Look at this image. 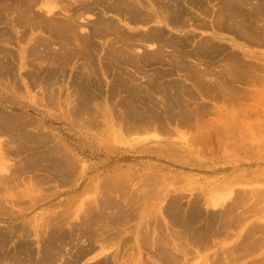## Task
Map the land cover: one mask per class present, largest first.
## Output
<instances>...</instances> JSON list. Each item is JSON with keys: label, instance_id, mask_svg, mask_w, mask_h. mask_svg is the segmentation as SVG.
<instances>
[{"label": "rangeland", "instance_id": "obj_1", "mask_svg": "<svg viewBox=\"0 0 264 264\" xmlns=\"http://www.w3.org/2000/svg\"><path fill=\"white\" fill-rule=\"evenodd\" d=\"M152 1L151 0H0V31L1 29H5V27H7V24H5V22L8 23L11 22L12 20L16 22L17 19L19 20V18H21L22 16L20 15V13L22 14L23 10H25L26 12L23 11L25 14L23 13L22 17L26 19V22L29 17H30L29 21L33 20L32 22H35L36 18L38 19L41 17L45 19L44 21H46V19L50 20V23H52L51 21L52 18H54V21H56L55 19L59 18L60 20L58 19L57 21H61V23L66 21L65 23H69L72 14L75 13L77 17L76 18L74 16L76 18L75 21L77 20L76 21L77 29L75 30V33L77 34L70 35L69 33L71 38L74 40H71L72 42L68 44L69 46L66 45L67 47L66 46L62 47V45L56 41L57 38L54 37L51 26L47 25L50 24L48 23L49 21L43 22L42 24L40 23L41 25L29 23V22H28L29 24L28 23H24L23 25L19 24L15 28L16 35L18 36H15V38L13 37V40H11L12 42L10 43L8 42V40L6 39L3 40L2 37L0 38V40L2 39L0 41V47L3 49L6 48L4 49V51L6 50L9 51L10 49V51L15 53V56H18L15 57V60L16 59L19 60V61L17 60L18 62L12 60V65L15 64L16 66L12 69L13 72L11 71L8 76H6V74L3 75L0 73V111L14 118L23 117L24 119H30L28 123L29 125H27V129H26L27 132L35 137L40 136V137L48 138L46 142L37 141L38 144L40 143V146L37 145L28 148L30 154L34 152L31 154L32 159L33 158L35 159L36 157L35 160H38L42 158L43 155L47 157L49 154L57 155L53 153V151H55V148H58L60 146L63 152H65V154L67 152V155L70 157V159L75 160V162L77 163V169L76 171L71 172V177L69 180H67L68 182L66 180L64 181L60 180V178H57V176L56 177L53 176L51 172H47L48 170L46 171L37 170L38 172L35 170L34 172L30 173V175L31 174L34 175L36 173L34 177L32 175L30 176L29 173L28 174L22 173L20 176L18 169H20L19 167H21V165L25 166L26 164V159H27L26 151H23L20 154L10 153L8 148L17 149V145L15 143H12L11 141L13 135H10L11 133L8 134L0 133V175L2 176L4 174L3 169L7 167H8L7 168L8 174H10V171L15 173L13 174L14 178L10 179L9 183L7 182L8 183L7 185L9 187L6 185V182L3 184L2 182L4 181L0 179L1 181L0 188L2 187L5 188V189L2 188L0 191L1 192L0 193V236L4 232L9 237L3 246L6 249L0 247V249H4L2 253L13 254L15 248L22 249L25 246L30 250V252L32 251L33 261H35V263H39L42 258L43 251L44 249H46L44 247H47V244L51 236L53 235L52 233L56 232L54 231L55 229L54 226L52 227L51 225H49L47 221L53 220V218H55L56 216H60L61 213H62L61 215H63L65 212L66 214L68 213V217H70V219L69 222L65 225L64 230L67 233H69L71 229H74L75 227L76 228L79 227L78 225L80 223L79 214L81 213L82 215L84 208L86 206H89L91 202H93L94 204L95 200L98 197L100 199L103 198L100 189L98 190V187L100 186L98 183L105 182L104 181L105 178L108 179V177H113L115 175L117 176L118 179L122 175L118 181H122L126 185V187H128L129 185L131 186V189L130 186L128 187L130 189V194L126 198L128 199L130 196H132V194H134L133 192L134 190L137 191L136 188L137 184L139 186L141 183H144L146 180H149L150 179L149 177L152 174V178L155 179L158 178V176H160L158 178L160 182H159V186L157 187V192H155L154 194L153 197L154 199L151 200V202H153L154 204L151 203L149 211L144 209H140L141 211L138 210L141 213V215L137 211L139 217L137 216V218H135V220L131 222V225L135 224L133 225L135 227H132L130 225V227H128L127 229L125 227L126 231L121 230L122 233L125 232L126 234V232L128 231V233L130 234L129 235L127 233L125 237L126 236L132 237L133 234L131 235L130 231L134 233L133 235L134 237L133 239L131 238L132 241H130L132 243L125 248L121 247L122 245L120 242L121 240L118 239H112L111 241H108L104 245L100 243H95L93 244L92 250H90V252L88 251L87 254H85L80 258L78 264H95L97 262L105 260L107 257L108 258L114 257L116 252L119 251L122 252V250H123L122 254L125 253V256L123 258L121 257L120 263L117 264H125V261L129 258H131V260L132 259L137 260L136 264H139L138 262L140 259L142 260V262H146L147 258L151 262H153L154 260H158L153 255L154 249H152L153 251L151 250L152 252L148 248L145 249L146 248L145 246L139 249L140 244L137 243L136 238L137 235L143 233V231L140 232V229L145 228V226L143 225L145 221L150 219L151 215L156 214L159 215V217L163 216L162 207H164L166 203L169 201V199L171 200V198L174 199L179 198V200L183 203V205L186 206H189V204L194 203L196 200H200L202 208L205 209L203 211L208 212L209 214L211 213L210 216L215 214L220 215L225 213L228 206L229 208L237 207L236 212L238 214L247 212L245 214H247L248 216V218L245 221H243L244 223L239 224L238 225L239 227H236V229L230 231L231 232L230 239H227L226 236L222 238L214 237V240L217 239V241L213 242L212 245H209L205 249L204 248L195 249V251H193L195 254L193 253L191 255H185L183 256V258L181 257V264H212L219 259L220 255L222 262L224 261V263L221 264H252V263L254 264L255 262L258 263L260 262V264L262 262L264 263V240H263L264 236H262L264 233L263 231H259L258 233H256L254 237V240L256 239L255 241L259 240L261 246L263 245L262 247L260 246L258 250H256L257 252L243 255V257L239 256V260L236 261L234 260L233 262H231L233 259H231V257L229 258L228 256V254H230L229 251L233 249V246L240 243V241L242 240V236L240 234L243 235V233H245V231L250 227L262 226V225L264 226V199L262 200L264 196H262L261 193L260 196L259 194H257L261 190H263L264 193V158H263L264 157V108H263L264 96H262L263 98L260 99L258 98L257 100L255 99V97H253V99L252 97L250 99L248 98L249 102L247 104L249 106L248 105L246 106L248 109L245 107L246 105L245 103H244L245 105L242 107L246 109H242V107L235 108L234 106L232 108V105L229 107L228 105L229 103L223 104L224 99L221 98L218 99L219 101L217 99H212V97L211 98L207 97L204 100L199 99L198 102H204L205 105L207 104L206 107L209 109L208 120L212 123L214 122V124L212 125H217L218 127V123L221 122L219 125L223 126L222 122L225 120L228 121V118L230 117L229 119L232 118L236 121L237 125H234V129L238 128V130H233V133H231V135L232 134L233 135L230 136L234 138L235 141L232 138L230 139L228 135H226L227 138H225V135L223 136L222 134H220L221 137L220 139H217V137L214 135L215 140L213 139V142L210 143L207 142L208 144L205 142L206 145L204 143H200L199 147L196 148L192 146H187L188 144L183 142L182 139L181 140L179 139L181 136L194 137L195 132L190 131L187 128L179 127L177 124L174 123L167 124L166 126L168 128L170 127L168 130L171 129L170 131L171 133L164 134L159 129L156 130L154 128L151 129L149 128V130L148 129L137 130L131 133L127 132L126 134L125 132H123L124 130H122L123 127H120L121 131H118L115 134H113L115 137H111V139H107L102 136V132L100 131L97 132L98 130L96 129H88L86 127H83L81 123L82 120L83 122H85L84 117L82 116L76 117L75 115L70 114L71 110L69 109H71L73 107V104L76 102L75 99L76 96H72L71 99L69 100L68 93H71V91L74 90V87L76 86L78 80H80L79 76H81L83 73L84 75L82 76H84V78H86V76L90 74L93 81H95V83L99 82V85L101 86L98 87L99 85L97 86V84H95L97 87H95L96 92L95 91L94 92L97 93V96H99L97 98V101L98 100L99 101L95 102L94 105L95 108L97 107V109L98 108L105 109L106 106H109L110 110L112 109L111 112L113 113L115 112L116 114H119V112L122 111L119 101L122 98H125L126 96L124 92L120 93V95L119 94H113L114 96L112 95L113 91H115V93L119 92L118 89H115L116 86L114 87L116 81L114 77L115 75H112V72L114 71L115 72L114 74H116L117 77L119 74H121L119 72L120 71L123 72L122 69L125 67L123 73H126L128 71L129 75L127 77L132 76L130 78H133L135 76L136 67L134 68L130 65L124 67L117 66V64L114 62L115 60L114 54L115 55L119 54V56L121 55V57L131 55L130 59H135L136 57L135 59L136 62H137V58L141 57L142 59H144L146 57L145 55L147 54L150 55V53L152 55V53L154 54L156 50L159 49H163L162 50L164 51L163 53H166L168 55L169 53H171L172 47L164 46L163 42H169L170 39H174V38L175 40L182 39L185 42H187V48L185 47L184 49L187 51L193 49L195 45L198 44L201 45L202 43L205 44V42L208 40H212L215 42L217 41L216 43L221 44L222 47L225 48L224 51H222L223 53L221 54L219 52L211 53L212 57H210V60H213L212 61L213 63H211V61L209 60L210 61L209 64L211 66L214 65L215 67L213 66V68L218 69V67L221 66V62L222 64H224L223 63L224 59L225 58L227 59L226 55L230 56L232 54L238 55L240 59H242L240 61L243 63L252 62L258 65L261 64L260 66L264 68V61H262V59L264 58V45L258 43V41H256L255 38L251 36V38L253 39L252 41V39L249 38L248 36V35H252L253 34L252 31H253L255 32L253 35L254 37H256L260 35L261 32L259 31H261V29L264 28V25L262 28H259V26L261 27L262 24H264V14H263L264 11L261 14H259L261 15V17H259L258 14H252L251 11L248 10L249 7H255L254 5L259 4L260 2L259 0H247L248 2L246 3L247 5L246 4H245L246 6L242 5L245 6L244 12L246 16L247 13H248V17L250 16L249 18H247V20L249 19L250 21L247 22L250 24L251 33L248 32L250 34L248 35L246 34V37L245 35L244 37L243 35L239 36V34H237V31H233L229 27V24H232V21H230L231 23L228 22L227 24L228 29L227 28L220 29L217 26L215 28L212 27V25L215 22H217V20L219 19L218 14H220L219 11H221L219 9L223 6L222 0H195V1L175 0L176 2L174 0H159L157 2L159 4L155 3L156 0H154L153 3L154 5L155 4L157 5V6L155 5L156 7H154ZM166 2L167 4L169 3L172 5V6L170 5V9L172 7V11H173L171 12L172 15L175 14L174 11L176 12V14L178 13L177 11L179 7L180 9L183 7V9H181V12H183L181 13V15H183V17L180 18L181 19L180 25L177 24L175 26L174 25L172 26L171 24H169V22L167 23L165 20L162 21V19L160 18H159L160 21L158 22V18L156 17L155 13L160 16L162 15L166 17L171 16V14H169L166 11V10L169 11V8L168 9L166 8V10L165 8L162 9L163 7L166 6L169 7L166 4ZM12 3L14 5V7H12V10L11 8L5 9L7 5H12ZM151 4L153 5V7L151 6ZM26 5L28 6V9L26 8ZM175 5H177V7ZM108 6L110 8H108ZM151 8H153L154 10ZM160 9L162 11H160ZM134 11L135 13L138 11L139 14L136 13L137 16L139 15L138 17L135 16L136 14L134 15ZM248 11L252 15H250ZM132 15H134L140 21H138L136 18L133 19L134 17ZM18 16L20 17L18 18ZM34 17L36 18L33 19ZM108 19L110 21H108ZM101 22L104 23L110 22V24L112 23L114 24H112L113 26L111 25V27L109 28L107 26H102L104 23L101 25ZM98 23H99V27H98ZM34 27L35 29H32ZM24 28L26 29L25 31H27L28 29L27 33L29 34L30 37L31 36L32 38L37 37L36 39H41L44 42L46 41L49 42V44H51L52 46L51 47L52 51L55 52L57 51L63 52L64 50L71 51L70 54L72 55L71 58H68L67 62L65 59L60 60V63L58 64L59 66L58 65L56 66L54 64H51L52 63L51 61L50 63L47 62L46 59L45 60L47 63L44 61V63L42 64L43 61H40L39 59H34V56L30 54L32 56L30 55L25 56L28 58H24V60H26L27 62L25 63L26 65L24 64L23 66L22 63H20L22 49L23 47L24 48L29 47L27 42L19 41L20 39L19 36L21 35V33L24 32ZM100 29L102 33L100 32L99 34L97 31ZM103 31L106 32L104 33ZM128 34L132 36H129ZM147 34L150 35V37L152 35L154 36L155 34L157 36L162 35L163 36L161 38L162 42L158 41V42L146 43V41L141 42L137 40L140 39V37H138L139 35L149 37ZM88 35H90L91 38V43L89 47L85 46V44L83 43V40L87 38ZM190 37L192 38V40H190ZM214 37H216V40ZM75 38H78V40L77 39L75 40ZM250 39L251 41H249ZM129 40L130 43L128 42ZM126 41L129 43V45H126L128 49L125 46V44H123V43L127 44ZM137 41L140 44H138ZM33 43L34 41L32 42V44ZM80 44L82 45L83 48L80 46ZM60 47L64 49H61ZM40 48L42 49L43 46H40ZM124 48L127 50H125ZM121 51L122 52L124 51L123 53L129 51V53L128 52H126L125 54L122 53L123 54L122 55ZM249 53L252 54V56H255L256 54V57H254V59L251 58ZM143 54L145 57L143 56ZM90 55L93 58H90ZM149 55H147V57ZM7 56L10 55H6V57ZM132 56H134V58H131ZM10 58L8 60H11ZM146 58L139 65L141 67L140 69H138L140 70L139 71L140 74L136 73V75L139 74L141 76L140 77L135 76L138 77L136 78L137 81L135 80V82L141 84V85H137L136 83L137 87L139 86L140 88V86H143L142 89L147 87L149 83L150 74H152L154 70L159 71L160 69L162 72L163 70L165 71L166 68L170 67L169 65L166 64L163 65L161 63L157 64L156 62L153 63V66H151L152 64L145 65L144 63H147ZM191 61L193 60L192 59L187 60V62L190 64L195 63V61H193L194 63ZM109 65L111 67H113L112 65H115L111 69L112 71L111 70L108 71L107 68H105L106 66ZM156 65L159 67V69L156 68L157 67ZM93 67L97 72L96 75L95 73H93ZM148 68L150 70L152 69L153 70L150 71ZM220 68H222V66ZM46 69L47 70L49 69L50 71L51 69H53L59 72V78H57L58 79L57 82L59 80L60 81L58 83L56 82V84L53 85L52 87L46 86L47 85L46 84L47 82L45 80L46 78L43 75L44 72L42 71V70L47 71ZM142 69H144V71ZM62 70L63 71L65 70L64 71L65 73L63 72L64 75H62ZM147 71L148 73H146ZM144 72L146 73V75ZM181 75L182 74L179 73L177 74L176 72L174 76L172 75L171 77L175 78L176 81L180 79L181 81L179 80V82H182L183 84H185V86L187 84L186 87L190 88L192 86L193 88V85L190 83V81L187 82L185 80V76L184 75L181 76ZM123 76L125 77L124 74ZM127 77H125L126 80L130 79ZM171 77L170 78L168 77V79H172ZM15 83H17L16 86L18 88L16 90L18 91H16L13 88V85ZM18 84L21 86H19ZM239 86L240 83H237V88L240 89L244 87L243 84L240 87ZM258 88L260 87L250 85L249 89L251 91L253 90V92H255L256 90L257 92ZM8 90L9 91L11 90V93L14 91L13 92L15 93L14 98L8 97L11 95L9 93L7 94V92H9ZM259 91L260 90L258 89V92ZM108 97L110 98V100ZM219 97H221V95ZM10 98L13 100H11ZM71 101L72 102L75 101V102L72 103ZM258 109L261 110L259 111ZM224 114L226 118H224L225 117ZM241 124L244 126H241ZM210 129L211 128H208L206 130H210ZM235 131H237V133ZM16 133L17 132H14V134ZM17 135L18 134H16V137ZM210 136L211 135H208L207 137ZM119 137L120 138L123 137V138L118 139ZM238 138L243 139V140L241 139L242 141H240L241 144L238 141L239 140ZM226 139H229L228 142L225 141ZM221 140H224L223 141L224 144L221 143L222 142ZM232 140L233 143L234 142L236 143L235 144L231 143ZM169 141L178 143V145L179 143H181L182 145L181 144L180 145L183 146L181 147L182 150H179L177 152H179L178 154H183L185 150L186 155L184 156L173 155L174 153L177 154V152L174 153L171 152L173 150V147L170 148L171 145L169 147V144L171 143ZM165 143H167L168 146ZM226 143L228 144L231 143L230 147H228ZM60 144H62L63 146H61ZM145 145L146 147H144ZM51 149L52 151H50ZM188 150L191 151L189 155H188ZM39 153L42 155H40ZM38 155L40 156L37 159ZM236 158L240 161L239 163L235 161ZM7 173L6 175H8ZM115 176L110 179H115ZM41 178H44V180H40ZM123 178L125 180H123ZM40 181L42 183H39ZM43 181L44 182L46 181L45 182L46 184L45 183L43 184ZM1 184L4 186H1ZM32 184H34L35 186ZM10 185L11 187H13V189L12 188L10 189ZM211 188H213L215 191L212 194L207 193ZM31 190H34L36 194L34 195L29 194ZM215 193H217L218 198H220L219 204L217 205H214V202L213 203L211 202V204L209 202L215 197L214 196L216 195ZM239 194L241 195L239 196ZM40 195L42 197H40ZM155 195L159 196V198L158 197L155 198ZM257 195L258 198L259 197L261 198L260 202H258V199H256ZM33 197L36 198L33 200L32 199ZM114 197L116 200H119L120 202L127 204L125 198L119 197V194L114 195ZM99 198L98 200H100ZM255 200L260 204L255 203L257 204L255 205L254 204V202H256ZM93 204H91L90 206H92ZM236 204L238 205L240 204L239 207ZM255 207L257 208L259 207L260 210H255ZM250 209L252 211H250ZM253 209L255 211H253ZM161 220H163L164 224L168 222L167 219H161ZM16 224L19 227L25 226L26 228L24 230L18 229L15 232L13 228L16 226ZM140 225H142L143 227L141 228ZM112 227L113 226H109L108 229L110 231H113V229L112 230L110 229ZM118 228L120 230L121 227ZM118 228H114V230ZM138 230L140 232L139 234L137 233ZM24 231L26 232V234ZM80 239L82 241L71 240V242H69L70 238L69 237L67 238L69 245L65 247L64 250L65 257L63 258V260L71 259L72 256L75 255L77 251V248L75 246L76 244H80V245L82 244V246L84 244L87 247L88 241L84 240V238H80ZM21 245L23 246L21 247ZM63 246H65V244ZM27 248L26 251L28 250ZM128 249H129V253L126 254V250L128 251ZM136 249H139V251L137 250L138 252L137 251L134 252V250ZM140 250H142L141 253ZM133 252L135 253V255ZM24 254L25 253H21L19 257H23V256L25 257ZM129 255H131V257H129ZM140 255L142 256L140 257ZM261 257H263L262 259L263 261L261 260ZM229 259L231 261H229ZM60 260H58L59 264H63L64 261L62 259ZM13 262H11V260L9 259L7 260V258L3 259L0 257V264H8V263L16 264ZM158 264H163V263H161L158 260Z\"/></svg>", "mask_w": 264, "mask_h": 264}, {"label": "bare ground", "instance_id": "obj_2", "mask_svg": "<svg viewBox=\"0 0 264 264\" xmlns=\"http://www.w3.org/2000/svg\"><path fill=\"white\" fill-rule=\"evenodd\" d=\"M153 1H152V3H153ZM158 1L159 0H156L155 3H157ZM191 1H193V0H191ZM259 1H260L259 4L254 5L255 7H249L248 8V10H250L252 14H258L259 15L264 11V0H259ZM13 3H12V5H7L5 7V9L11 8V10H12V7H14ZM141 3H143V2H141ZM161 3H163V2H161ZM222 3H223V6L219 9L221 11H219L220 14H218L219 19L217 20V22H215L212 25V27L215 28L217 26L220 29H223V28L228 29L227 24H228V22L232 21V24H229V27L233 31H237V34H239V36L243 35V37H244V35H245V37H246V34L247 35L250 34L251 33L250 32V24L247 22V21H250L249 19L247 20V18H249L250 16L248 17V13L246 16V14L244 12L245 11L244 7L247 5L246 3H248L247 0H222ZM256 3H258V2H256ZM157 4H159V3H157ZM163 4H165V3H163ZM166 4H167V2H166ZM171 4H172V1H171ZM171 4H169V3L167 4L169 7H167V6L163 7V8L161 7L162 9L165 8V10H166V8L167 9L169 8V11L168 10H166V11L169 14H171V16H167L168 17L167 18L164 15H162L164 17H162L156 13H155V15L158 18V22L160 21V19H162V21L165 20L167 23L169 22V24H171L172 26L173 25L175 26L177 24L180 25V22H181L180 18L183 17V15H181V13H183V12H181V9H183V7L181 9L179 7L178 11L176 10L178 13L176 14V12L174 11L175 14L172 15V13H171V12H173L172 7L170 9ZM27 5H29V4H27ZM27 5H26V8L28 9ZM153 5H154V3H153ZM153 5L151 4L152 7H153ZM155 5H154V7L157 6V5L156 6ZM177 5H178V3H177ZM177 5H175V6L177 7ZM242 5H245V6H242ZM108 8H110V7L108 6ZM116 9H118V8H116ZM151 9H153V8H151ZM184 10H185V8H184ZM23 11H25V10H23ZM23 11H22V14L20 13V15H22V16L24 13ZM160 11H162V10L160 9ZM136 13H138V11ZM136 13L134 11V15ZM251 13H250V15H252ZM134 15H132L134 17L133 19L136 18L135 16H137V14L135 16ZM22 16H21V18H19L20 16H18L19 20L16 18L17 19L16 22H14L13 20L11 22L7 21L8 23L5 22V24H7V27H5V29H1L0 38L2 37L3 40L4 39L8 40L9 43L12 42L11 40H13V37L15 38V36H18V35H16V32H15L16 29L15 28L19 24L23 25L24 23H28V22L34 23V24H40V23L42 24L43 22H47V21H49L48 23H50V20L46 19V21H44L45 19L41 18V17L38 19L36 17H34L33 19L36 18L35 22H32L33 20L29 21L30 17L29 18L27 17L28 20L26 22V19L23 18ZM74 16L76 17L75 13L71 15L69 23H65L66 22L65 20H64L65 22H62V23H61V21H57L59 18L55 19L57 21L56 22V21H54V18L51 17L52 23L47 24V25L51 26V29L53 30V35H54V37L57 38L56 41L58 43H60L62 45V47L63 46L65 47L66 45L70 44V42H72L71 40H74L71 38L70 35H76L77 34V33H75V30L77 29V22H76L77 20L75 21V19L77 17L75 18ZM25 17H26V15H25ZM259 17H261V15H259ZM137 20L140 21L139 19H137ZM108 21H110V20L108 19ZM104 22H101V25ZM112 24H114V23H112ZM112 24H110V22H106L102 26H107L110 28ZM263 25L264 24H262L261 27L259 26V28H262ZM24 27H25V25H24ZM36 27H37V25H36ZM98 27H99V23H98ZM100 28H102V27H100ZM251 28H252V26H251ZM254 28H255V26H254ZM32 29H35V27ZM257 29H258V27H257ZM262 29L264 30V28H262ZM262 29H261V31H259V32H261L260 35H258L259 37L256 36L257 34L255 35L257 38L254 37L253 34L255 32H253V31H252L253 34L248 35V36H249V38H251V36H252L253 38H255L256 41H258V43L264 45V38H263L264 31ZM25 30L26 29L24 28V32L21 33V35L19 36L20 37L19 41H25L29 45V47H25V48L23 47L21 58L19 56V58L21 59L20 63H22L23 66L27 62L26 60H24V58H28L25 56L30 55V54H32L34 56V59H39L40 61H43L42 64L44 63V61L46 62V60H47V62L50 63V61H51L52 62L51 64H54L56 66L60 63V60L65 59L67 62V59L71 58V56H72V55H70L71 51H68V50H67L68 52L65 50L63 52L52 51L51 50L52 46H51V44H49V42H47V41L44 42L41 39H36L37 37L36 38H32V36L30 37L29 34L27 33L28 29H27V31H25ZM103 30H105V29H103ZM97 32L99 34H100V32L102 33L101 29L98 30ZM248 32H250V33H248ZM69 33H70V35H69ZM256 33H258V32H256ZM90 35H92V34H90ZM90 35H88L89 37L87 36V38H85L83 40V43L87 47H89V45L91 43ZM159 35H160V33H159ZM159 35L157 36L155 34L154 36L152 35L151 37H150V35H148L149 37L139 35L138 37H140V39H137V40H139L141 42L146 41V43L147 42H158V41L162 42L161 38L163 36L162 35L159 36ZM129 36H132V35H129ZM94 37H95V35H94ZM216 37H214L215 40H216ZM249 38H246V39H249ZM76 39L78 40V38H75V40ZM128 39H130V38H128ZM251 39L249 41H251ZM190 40H192L191 37H190ZM255 40H254V42H255ZM33 41H34V43L32 44ZM252 41H253V39H252ZM128 42L130 43V40ZM128 42H127V44L126 43H123V44H125V46L129 45ZM216 42L212 41V40H208L205 42V44L202 43L201 45H199V44L195 45L193 49L187 51V50H184L185 47L187 48V42H185L182 39L181 40H179V39L175 40V38H174V39H170L169 42H163L164 46L172 47L171 53H169L168 55L166 53H163L164 52V51H162L163 49L156 50V52L154 54L152 53V55H151V53H150V55L147 54V55H149L148 57H147V55H145L147 58L143 54V56L147 60V63L143 62L145 65H151L152 64L151 66H153V63L156 62L157 64L161 63L163 65L166 64V65L170 66L169 68H166L165 71L163 70L164 72L163 71L161 72V70L159 69V67L157 65H156L157 67L154 66V67L158 68L159 71L154 70V72H152V74H150L151 72L149 73L150 74L149 83H148L147 87H145L144 89H142L143 86H140V88H139V86L137 87V85H141V84H138L137 82H135L136 78H138L135 76H139V77L141 76V75H139L140 70H138V69L141 68L139 65L143 60H145V58L142 59L141 57H139V58H137V62H136L135 61L136 57H135V59H130L131 55L130 56L127 55L129 57H127V56L121 57V55L119 56V54L115 55L113 53L115 56L114 62L117 64V66L124 67V66L130 65L134 68L136 67L135 76L133 75L135 78L134 77L130 78L132 76L127 77L129 75L128 71L126 73H123L125 67L122 69L123 72L120 71L119 73H121V74H119L117 77H116V74H114L115 72L114 71L112 72V75H115L114 77H115V81H116V84L114 85V87L116 86L115 89H118V91H119L118 93L117 92L115 93V91H113L112 95L113 94H119L120 95V93L124 92L125 96H126L125 98H122L119 101L120 102L119 104L121 106L122 111L121 112L118 111L119 114H116L115 112L114 113L111 112L112 109L110 110L109 106H106L105 109L104 108L103 109L98 108L99 110L97 109V107L95 108V106H94L95 102L99 101V100L97 101V98L99 96H97V93H95L96 92L95 87H97L99 85V82L95 83V81H93L90 74H88V76H86V78H84V76H82V75H84V73H83L81 76H79L80 80H78V82H77L78 85L77 84H76V86L74 85L75 87H74V90H72L73 92L71 91V93H68L69 94V96H68L69 100L71 99L72 96H76L75 97L76 102L73 101L75 103L73 104V107L71 106L72 108L69 109V110H71L70 114L75 115L76 117L77 116L78 117H81V116L84 117L85 122H83V120H82V123H81L83 125V127H86L88 129H96V130H98L97 132H99V131L102 132V136L107 138V139H111V137H115L113 134H115L118 131H121L120 127H123L122 130H124L123 132H125L126 134H127V132L131 133V132H133V131L135 132L137 130H146V129L149 130V128L150 129L154 128L156 130L159 129L164 134L165 133H171L170 132L171 129L168 130L170 127L168 128L166 126H167V124H173V123L177 124L179 127L187 128L188 130L195 132L194 137H192V136H181L179 138L180 140L182 139L183 142L188 144L187 146H192L195 148L199 147L200 143L205 144V142L206 143L207 142L208 143L213 142V139L215 140L214 135L217 137V139L221 138L220 134H222L223 136L225 135V138H227L226 135H228L230 137L233 135V134L231 135V133H233V130H238V128L234 129V125H237L236 121L232 118L229 119L230 117L228 118V121H226V120L223 121L224 118H226V116L224 114L225 117L222 120L223 126L219 125L221 122L218 123V127H217V125H212V124H214V122L212 123L208 120L209 109L206 107L207 104L205 105L204 102H198V100L199 99L204 100L207 97L208 98L212 97V99H217V100L221 98V99H224L223 104L229 103L228 104L229 107L231 105H232V108H233V106L235 108L236 107H242L245 104H246L245 105V107H246L248 105L247 103L249 102L248 100L251 97H252V99H253V97H255V99L257 100L258 98L260 99V98H263L262 96H264V68L260 66L261 64L258 65V64L252 63V62L243 63L240 61L242 59H240V57L236 54H232L230 56L226 55L227 59L223 58L224 64H222V62H221L222 68H220L221 66H219L218 69L213 68L214 65L211 66L209 64L210 61H211V63H213L212 62L213 60H210V57H212L211 53L212 52H215V53L219 52L221 54V53H223L222 51H224V49H225L224 47H222L221 44H218ZM73 43H75V42H73ZM137 43H138V41H137ZM138 44H140V43H138ZM40 46H43V48L41 49ZM80 46L82 47L81 44H80ZM4 49H6V48H4ZM4 49L0 47V53L3 56L2 57L0 54V73L3 75L6 74V76H8L10 74V72L12 71V69L16 66L14 64L15 62L13 63L14 65H12V60L14 61L15 57H18V56H15V53L10 51V49H9V51H7V50L4 51ZM61 49H64V48H61ZM66 49H68V48H66ZM127 49H128V47H127ZM127 49H125V50H127ZM129 49H131V48H129ZM123 52L121 51V54ZM126 52L129 53V51H126ZM125 53H123V54H125ZM6 55H10L11 58H10V56H7L8 57L7 58ZM32 55H30V56H32ZM74 55H75V53H74ZM87 55H85V56H87ZM245 55H247V54H245ZM250 57L254 59V57H256V54H255V56H252V54H250ZM9 58L11 60H8ZM90 58H93V57L90 55ZM131 58H134V56H132ZM188 59H192L193 61H195V63L193 61H191V62H193L194 64L188 63L189 62V61L187 62ZM258 59H261V58H258ZM17 60L18 59H16L15 61H17ZM262 61H264V58L262 59ZM216 62H218V61H216ZM46 63H45V65H46ZM115 63H113V64H115ZM40 64H41V62H40ZM144 64H142V65H144ZM90 66H91V64H90ZM112 66L114 67L115 65H112ZM113 67H111L109 65V66H106L105 68H107V70L110 71ZM149 68H150V66H149ZM156 68H154V69H156ZM219 68H220V70H219ZM53 69H51V71L50 70L48 71L47 69H46L47 71L42 70L44 72L43 75L46 78L45 80L47 82L46 83L47 87H52L53 85H55L57 80H58L57 78H59V72L56 70H53ZM90 69H92V68H90ZM142 70L144 71V69H142ZM152 70H150V71H152ZM217 70H219V71H217ZM64 71L62 70V75H64V73H65ZM176 72H177V74L179 73V74L184 75L185 80L187 82L190 81V83L193 85V88L191 85H190L191 86L190 88L186 87L187 84L185 86V84H183L182 82H179L180 79H178V78H177L178 79L177 81L175 78H172L171 76L172 75L174 76V74ZM93 73H95V75L97 74L94 67H93ZM136 73H139V74L136 75ZM146 73H148V71ZM146 73H145V75H146ZM91 74H92V72H91ZM123 74L125 75V77L130 78V79L126 80L125 77L123 76ZM132 74H134V73H132ZM142 77H143V75H142ZM147 77H148V75H147ZM168 77L169 78L171 77L172 79H168ZM11 78H12V76H11ZM45 80H43V81H45ZM43 81H42V83H43ZM128 81H130V82H128ZM75 82H76V80H75ZM136 83H137V85H136ZM237 83H240V86L243 84L244 87L240 88V89L237 88ZM16 84L17 83H15L13 85V88L15 90L18 88L16 86ZM95 84H97V86ZM250 85L260 87V88H258L260 91L258 92V89H257V92H256V90H255V92H253V90L251 91L249 89ZM19 86H21V85H19ZM98 87H101V86L99 85ZM13 88H12V90H13ZM16 91H18V90H16ZM110 91H112V90H110ZM13 92L11 93V90L9 92H7V94L8 93L11 94L8 97L14 98L15 93H13ZM109 94H111V93H109ZM16 95H17V93H16ZM220 95H221V97H219ZM11 100H13V99H11ZM109 100H110V98H109ZM7 101H8V99H7ZM97 105H98V103H97ZM246 108L242 107V109H246ZM3 113L2 112L0 113V133H6V134L11 133L10 135H13L11 141H12V143H15L17 145V149L14 148L16 150L9 149L6 146L9 150V152L20 154L21 152L26 151V155H27V156L25 155L27 158L26 164H25V166L21 165V167H19L20 168V169H18L19 175L21 176L22 173L23 174L29 173V175H30V173L34 172L35 170L36 171L37 170H42V171L48 170L47 172H51V174H53V176H55V177L57 176V178H60V180H63V181L69 180L71 177V172H74L77 169V163L75 162V160L70 159V157L67 155V152L65 154V152H63V150L60 148V146L59 147L57 146L58 148H55V151H53V153H55L57 155H53L51 153L52 155L49 154L47 157L43 155L42 158L38 159L39 156L42 155V154H40L41 153L40 152L39 153L40 155H38V157H37L38 160H35L36 157H35V159L34 158L32 159L31 154L34 152H32L30 154L28 148L34 147L37 145L40 146V143L38 144L37 141L46 142V140H48V138L47 137H40V136L35 137V136H32L31 134H29L27 132L26 129H27V125H29L28 123H29L30 119H24L23 117H22L23 119L22 118H14L12 116H8V114H5V113L3 114ZM215 114H216V112H215ZM100 119H103V120H100ZM117 120H119V121H117ZM241 126H244V125L241 124ZM208 128H211V129L206 130ZM241 129H243V128H241ZM101 130H103V131H101ZM222 131H223V133H222ZM14 132H17L16 133V134H18L17 137H16V134H14ZM235 132L237 133V131H235ZM213 133H215V134H213ZM236 133H235V135H236ZM208 135H211V136L207 137ZM122 138L119 137L118 139H122ZM231 138L232 137H230V139ZM232 139L234 140V138H232ZM241 139H239L238 141L240 142L243 140V139L242 140ZM228 140L229 139H226L225 141L228 142ZM233 140H232V142L231 141L230 142L233 143ZM221 141H222L221 143H223L224 140H221ZM169 142H171V141H169ZM231 143H229V144L226 143V145L228 147H230ZM235 143L236 142H234L233 144H235ZM62 144H60V145L63 146ZM165 144L167 145V143H165ZM180 144L181 143H179V145ZM240 144H241V142H240ZM243 144H244V141H243ZM170 145H171V147H170ZM179 145H178V143L171 142L169 144L170 148L173 147V150L171 152L174 153V152H177L179 150H182V148H181V147H183V146H181L182 144L180 146ZM12 146H11V148H12ZM144 147H146V145ZM231 148H233V147H231ZM162 149H163V147H162ZM50 151H52V149ZM185 152L186 151L184 150L183 154H178L179 152H177V154H175V153L174 154L172 153V154L184 156V155H186ZM190 153H191V151L188 150V155ZM173 155H170V156H173ZM183 156H180V157H183ZM180 157H178V158H180ZM235 161H237L238 163L240 162L237 158L235 159ZM7 168H4L3 169L4 174L2 173L3 175L2 176L0 175L1 176L0 179L2 181H4L2 183L4 184L6 182V185L9 183L10 179L14 178L13 174H15L11 171H10V174H8ZM9 169H10V167H9ZM16 170H17V168H16ZM6 173L8 175H6ZM121 174H123V173H121ZM34 175H32V176L34 177ZM156 176H158V175H156ZM33 177H32V179H33ZM46 177H47V175H46ZM113 177H108V179L105 178V179H107V180L104 179L105 182L98 183L100 185L98 187V190L100 189V192H101L103 198L100 199L98 197L100 200H98V198H97L95 200L94 204H93V202H91V204H93L92 206H90L91 205L90 204L89 206H86L84 208L82 215H81V213L79 214L80 223L78 224L79 225L78 228L75 227L74 229H71L69 233H67L64 230L65 225L69 222V219H70V217H68V213L66 214V212L65 213L63 212L64 213L63 215H61L62 213L61 214L59 213L60 216L55 217V215H54L55 218H53V220L47 221V223L49 225H51L52 227L54 226V228H55L54 231H56V232L52 233L53 235L51 236V238L49 237L50 240L47 244V247H44L46 249H44L43 254H42V258H41L39 263H35V261H33L32 251L30 252V250L25 246L22 249H18V248L16 249L15 248V251H13L14 252L13 254L2 253L4 251V249H0V251H1L0 255L3 254L0 257L3 259L7 258V260L9 259V260H11V262L15 261L13 263H16V264H59L58 260H60V259L63 260V258L65 257V255H64L65 251L64 250H65V247L67 245H69V243L67 241L68 237L70 238L69 242H71V240L72 241L73 240H81L80 238H84V240L88 241V244H87V247L84 244H83V246H82V244L81 245L76 244L75 246L77 248V251L75 250L76 251L75 255L72 256L71 259L63 260L64 261L63 264H78V261L80 260V258L82 256H84L85 254H87L88 251L90 252V250H92V248H93V244H95V243H100V244L104 245L108 241H111L112 239H118V240H121L120 241L122 244L121 247H124V248L127 247L129 244L132 243L130 241H132L131 238L133 239L134 233H132L130 231L131 235L133 234L132 237H127V236L125 237V235L128 233V231L125 234V232L122 233L121 230L126 231V229L128 227H130L131 222H133V220H135V218H137V216H138V212H139L138 210L144 209V210L149 211L150 205H151V203H153V202H151V200L154 199L153 198L154 194H155V192H157V187L159 186L160 180H158V178L160 176H158V178L155 179V178H152V174H151L149 177L150 179L146 180L144 182L145 185H144V183H141L142 184V185L140 184L141 186L140 185L138 186V184H137V186L135 185L137 188V191L134 190L133 191L134 194H132V196H130L128 199H126V198L130 194L131 186L129 185L130 186V189H129L128 188L129 186L126 187V185L122 181H118L120 177L117 179V176H115L116 180L110 179ZM35 180H37V179H35ZM40 180H44V178H41ZM123 180H125V179L123 178ZM34 182H36V181H34ZM45 182L43 181V184ZM0 183H1V181H0ZM39 183H42V182L40 181ZM19 184H22V183H19ZM32 185H34V184H32ZM1 186H4V185L1 184ZM2 188H4V187H2ZM2 188H0V191ZM11 188L13 189V187H11V185H10V189ZM164 189H166V188H164ZM214 191L215 190L213 188H211L207 193L212 194ZM257 191H258V189H257ZM261 191L257 194H259V196H260V193H261V195L264 196L263 190H261ZM29 194L34 195L36 193L34 192V190H31L29 192ZM117 194H119V197L125 198V201H127L126 202L127 204H124L123 202L116 200L114 195H117ZM215 194H216V195H214L215 197L209 201L210 204H211V202L212 203L214 202V205L219 204L220 198H218L217 193H215ZM240 195L241 194H239V196ZM14 197H16V196H14ZM37 197H38V195H37ZM40 197H42V196L40 195ZM156 197L159 198V196L155 195V198ZM35 198L36 197H33L32 199L34 200ZM196 198H195V200H196ZM15 199H17V198H15ZM256 199H258V202H260V200H261L260 197L258 198V195H257ZM263 199L264 198H262V200ZM195 200H193V201H195ZM238 202H236V203H238ZM258 202L256 201V202H254V204L255 203L260 204ZM257 204H255V205H257ZM236 205H238V204H236ZM239 205H238V207H239ZM185 206L186 205H183V203L179 200V198L178 199L177 198L176 199L171 198V200L169 199V201L166 203V205L164 207H162V210H163L162 215L163 216L159 217V215H156V214L151 215L150 219L145 221L144 225L142 224L143 226H145V228H142L143 226L140 225V227L144 230L140 229V232L143 231V233L140 235H137V238H136L137 243L140 244L139 249H141V247H144V246L146 247L145 249L148 248V249H150V251L152 249H154L153 255L163 264H181V257L183 258V256H185V255L193 254L194 253L193 251H195V249H202V248L205 249L209 245H212L213 242L217 241V239L214 240V237L215 238L216 237L222 238V237L226 236L227 239H230L231 238V232L230 231L233 229H236V227H239L238 225L244 223L243 221H245L248 218L247 214H245L247 212L238 214L236 212L237 207L236 208L235 207L229 208V206H228L225 213L220 214V215L215 214V215L210 216L211 213L209 214L208 212L203 211L205 209L202 208L200 200H196L194 203L189 204V206H186V207ZM255 210H260V209H259V207L258 208L255 207ZM255 210L253 209V211H255ZM68 211H70V210H68ZM250 211H252V210L250 209ZM153 213H154V211H153ZM257 213H259V212H257ZM139 214L141 215L140 212H139ZM69 216H70V214H69ZM51 218H52V216H51ZM161 219H167L168 222H166V224H164L163 220H161ZM138 220H139V218H138ZM163 224H164V226H163ZM133 225H135V224H133ZM133 225H131V226L135 227ZM109 226H113L112 228H110L111 230L113 229V231H110L108 229ZM118 227H121L120 230ZM125 227H126V229H125ZM25 228H26L25 226L19 227L16 224V226L13 229L16 232L18 229L24 230ZM114 228H118V229L114 230ZM133 230H134V228H133ZM259 231L264 232V226L263 225L250 227L245 231V233H243V235L240 234L242 236V240L240 241V243L234 245L233 249L229 251V253L231 255L227 253L229 258L231 257V259H233L232 261L229 259V261L233 262L234 260L235 261L239 260V256L243 257V255L252 254L254 252H257L256 250H258L260 248L261 243L259 240H258L259 242L255 241L256 239L254 240V237H255L256 233H258ZM140 232L138 230L137 233L139 234ZM25 234H26V232H25ZM123 234H124V236H123ZM12 235H13V233H12ZM28 236H29V234H28ZM262 236H264V233ZM8 238H9L8 235H6V233L3 232V234L0 236V247L1 248L4 246V244L8 240ZM259 239H260V236H259ZM261 240H262V238H261ZM263 240H264V238H263ZM64 242H66V243H64ZM22 243H23V240H22ZM134 243H135V241H134ZM62 244L63 245L65 244V246H63ZM22 246L23 245H21V247ZM28 246H29V244H28ZM3 248H5V247H3ZM26 248L28 249L27 251H26ZM130 249H131V247H130ZM139 249L134 250V252L137 250L139 251ZM18 250L19 251L21 250V251L19 252ZM122 252H123V250H122ZM122 252H120V251L116 252L114 257H110L111 256L110 255L109 256L110 258L107 257L105 260H102V261L97 262L95 264H117V263H120L121 257L123 258L125 256V253L122 254ZM141 252H142V250H140V253ZM19 253L20 254L25 253L24 254L25 257L24 256L19 257L20 256ZM127 253H129V249H128V251L126 250V254ZM134 255H135V253H134ZM141 256L142 255H140V257ZM220 256H219V259L217 258L218 260L215 259L216 260L215 263H212V262L211 263L212 264L224 263V261L222 262V259ZM129 257H131V255H129ZM262 259H263V257H261V260ZM133 260L134 259L131 260V258H129L125 261V264H136L137 260H134V261ZM158 260H154L153 261L154 263H153V262L149 261L148 258H147L146 262H142V260L140 259L138 263L139 264H158ZM249 263H251V262H249ZM255 263H258V262H255ZM258 264H260V262Z\"/></svg>", "mask_w": 264, "mask_h": 264}]
</instances>
